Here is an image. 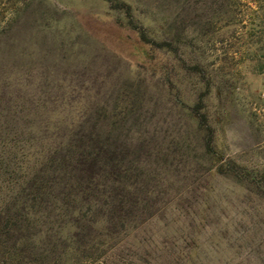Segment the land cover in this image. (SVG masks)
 <instances>
[{
  "label": "rangeland",
  "instance_id": "1",
  "mask_svg": "<svg viewBox=\"0 0 264 264\" xmlns=\"http://www.w3.org/2000/svg\"><path fill=\"white\" fill-rule=\"evenodd\" d=\"M118 1L27 11L25 46L61 80L44 82L58 106L137 102L170 148L172 206L80 264H264V0Z\"/></svg>",
  "mask_w": 264,
  "mask_h": 264
},
{
  "label": "trees",
  "instance_id": "2",
  "mask_svg": "<svg viewBox=\"0 0 264 264\" xmlns=\"http://www.w3.org/2000/svg\"><path fill=\"white\" fill-rule=\"evenodd\" d=\"M30 6L0 0V264L96 261L172 206L160 198L170 192V148L137 102L57 105L65 94L44 82L60 79L39 72L42 60L25 46ZM123 7L130 15L132 6ZM194 116L206 125V116ZM205 149L212 154V137Z\"/></svg>",
  "mask_w": 264,
  "mask_h": 264
},
{
  "label": "built area",
  "instance_id": "3",
  "mask_svg": "<svg viewBox=\"0 0 264 264\" xmlns=\"http://www.w3.org/2000/svg\"><path fill=\"white\" fill-rule=\"evenodd\" d=\"M260 98L264 102V74H263L262 87H261V91H260Z\"/></svg>",
  "mask_w": 264,
  "mask_h": 264
}]
</instances>
